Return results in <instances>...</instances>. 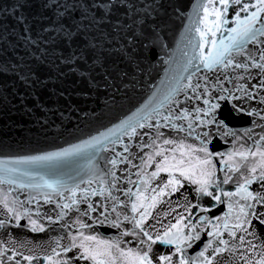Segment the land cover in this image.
Listing matches in <instances>:
<instances>
[{
  "label": "snow or ice",
  "instance_id": "snow-or-ice-1",
  "mask_svg": "<svg viewBox=\"0 0 264 264\" xmlns=\"http://www.w3.org/2000/svg\"><path fill=\"white\" fill-rule=\"evenodd\" d=\"M41 3L46 8L49 6L47 0H41ZM52 7L59 8L60 4L53 3ZM18 22L24 23V18H18ZM189 30L195 35L182 52L183 62L131 115L59 151L0 160V185H13L35 193H30L26 201H21L17 197L10 199L11 188L7 193L0 188V206L16 221V227L20 226L21 219L27 218V227L32 232L45 231V225L39 219L41 200L44 204H55V208L59 209L55 220L52 216L43 217L50 223L63 221L73 210L79 213L71 226L62 225L66 228L78 225L77 232H68L69 243L66 246L61 245L62 238H57L51 253L42 257L44 264H75L80 260L90 264H220L218 257L224 253H236L237 248L243 249L239 253L243 264H264V238L253 225L255 220L258 225L264 226V211L260 210L264 208V135L255 141V150L250 147L227 153L223 161L227 172L222 183L229 184L233 180L229 173H240V182L234 191H224L215 178L213 154L207 147L208 141L201 139L202 136L209 137V132L196 135L201 143L200 147H196L183 140L162 139L164 132L161 131H187L192 136L197 128L216 124L225 128L224 136H235L218 118V111L222 109L221 102H228L233 112H245L240 102L256 99V93L264 89V0H200ZM25 31L28 29L25 28ZM202 70L205 75H199ZM252 70L257 71L253 73ZM211 73L219 74L215 82L209 78ZM254 77H258V83L249 84L247 81ZM225 81L232 83L233 88L225 87ZM217 89L218 95L214 93ZM259 100L264 104V96H259ZM262 111L253 108L246 111V115L264 120ZM145 129L149 131H142ZM145 137L150 143L134 142V138L143 141ZM166 145L173 147L167 149ZM134 147L151 149L139 157V164L133 163L136 158V153L132 151ZM176 152L180 153L179 159ZM105 153H110V156L103 155ZM249 158H252L251 163H248ZM101 160L103 168L99 164ZM153 165L154 170L149 171ZM245 166L246 173L242 171ZM132 169L136 170V180L131 179ZM118 170L126 173L129 187L124 190V195L128 197L127 202L113 194L114 190L120 191ZM161 173H167V179L158 182L162 179ZM184 181L196 185L198 197L211 198L217 204L226 203L228 211L214 219L201 215L194 222L191 218L193 209L199 205H177L184 207L187 216L179 213L175 223L166 226L162 233L154 228L153 231L146 230V221L153 217V210L167 202L166 198L178 193L184 187ZM153 182H157L155 186ZM254 184H258L257 189L251 187ZM92 197H100L104 202L100 205L103 206L100 212L103 219L93 220V223L108 222L118 229L123 222L130 223L132 228L123 231L122 235L139 237L137 248H122L119 241L85 234L83 230L92 225L80 217H89L98 210L91 201ZM222 197L227 199L222 200ZM34 202L37 208L33 213L25 204ZM109 202L110 212L116 217L111 220ZM83 203L87 204V209L81 211ZM129 206L132 215L118 210ZM200 211L209 212L210 208H200ZM171 212L175 209L164 215ZM33 214L37 218H33ZM10 223L0 219V228ZM205 231L207 239L201 250L195 256H189L188 249L201 241V233ZM225 233L229 239L224 238ZM154 245L170 246L174 251L156 255ZM73 249L78 250L77 255H67ZM8 251L10 249L0 242V264H21L18 256H22L28 264L41 259L34 255L24 256L14 249L11 255L6 256Z\"/></svg>",
  "mask_w": 264,
  "mask_h": 264
},
{
  "label": "water",
  "instance_id": "water-1",
  "mask_svg": "<svg viewBox=\"0 0 264 264\" xmlns=\"http://www.w3.org/2000/svg\"><path fill=\"white\" fill-rule=\"evenodd\" d=\"M56 2L60 4L59 8L52 7ZM199 2L200 0H47L49 6L46 8L41 0H0V160L43 155L78 144L141 108L157 87L170 78L177 65L183 62L182 52L195 35L190 32L189 26L196 15ZM20 17L24 18V23L18 22ZM25 28L28 29L27 32ZM187 50L191 52L190 47ZM256 71L252 70L253 73ZM205 74L202 70L199 75ZM218 75L211 73L209 78L215 82ZM247 82L258 83V77ZM224 86L233 88V84L227 81ZM214 93L218 95L219 90H214ZM259 96H264V89L256 93V99L240 103L246 111L253 108L264 110ZM221 103L218 118L224 121L227 129L235 133V136H224L225 128L213 124L197 128L192 136L187 131L161 129L164 132L162 139L177 142L183 140L200 147L201 143L196 135L209 132V137L202 136L201 139L208 141L207 147L213 154L215 178L220 182L222 190L234 191L240 182V173H229L233 180L229 184H223L227 172L223 161L229 152L250 147L255 150V141L260 135H264V120L249 117L246 111L233 112L228 102ZM184 124L186 127V122ZM134 142L150 143L148 137L143 141L134 138ZM164 147L170 149L173 146ZM132 151L136 153L133 163L139 164V157L151 149L134 147ZM103 155L110 156V153ZM175 155L177 159L180 158L179 152ZM199 155L203 156L202 153ZM251 162L252 158H249L248 163ZM99 164L103 168V160ZM152 170L154 165L149 168V171ZM135 171L132 169V180L137 179ZM242 171L246 173L247 167ZM117 174L121 177L118 183L120 191L114 190L113 194L127 202L128 197L124 195V190L129 187L126 173L118 170ZM161 178L158 182L166 180L167 173H161ZM156 183L153 182V186ZM195 187L196 185L184 181V187L178 193L166 198L167 202L153 210V217L146 221V230L153 231L154 228L162 233L166 226L175 223L179 213L187 216L184 207L177 205H199L193 209L191 218L194 222L201 215L214 219L228 211L226 203L217 204L211 198L198 197ZM251 187L257 189L258 184ZM0 188L5 193L11 188L10 199L17 197L21 201H26L30 193L35 194L32 190H21L8 184L0 185ZM212 190L215 192L214 186ZM226 199L222 197V200ZM91 201L98 210L89 217H80L85 223L92 225L83 230L85 234L119 241L122 248H137L139 237L122 235L123 231L132 228L130 223L123 222L119 229L108 222L93 223V220L103 219L100 216L103 206L100 205L104 202L100 197H92ZM107 206L109 220L115 219V214L110 212L111 203ZM25 207L32 209L34 213L37 204H25ZM39 207V219L45 225L44 232H32L27 227V218L21 219L20 226L16 227V221L0 206V219L11 221L5 228H0V242L10 249L6 256L11 255V250L14 249L24 256H39L41 259L33 261V264H44L42 257L51 253L57 238H62L61 245L66 246L69 243L68 232H77L78 225L67 228L62 226L73 224L79 216L75 210L69 212L63 221L50 223L43 217L52 216L55 220L59 209L55 208V204H44L42 200ZM200 208H210V211L201 212ZM86 209V203L80 205L81 211ZM170 209H175V212L164 215ZM118 210L132 215L130 206ZM260 210L264 211V208ZM33 218H37L35 214ZM253 225L264 238V226L258 225L255 220ZM224 238L229 239L226 233ZM206 239L205 231L201 233V241L188 249V255L195 256ZM77 251L73 249L67 255L76 256ZM153 251L159 255L169 254L174 249L166 245H154ZM241 251L243 249L237 248L236 253H224L218 260L220 264H243L239 256ZM17 259L21 260V264H28L22 256ZM75 264L90 262L80 260Z\"/></svg>",
  "mask_w": 264,
  "mask_h": 264
}]
</instances>
